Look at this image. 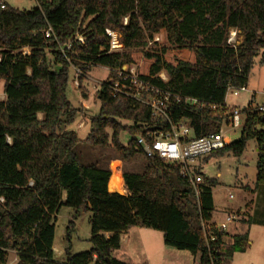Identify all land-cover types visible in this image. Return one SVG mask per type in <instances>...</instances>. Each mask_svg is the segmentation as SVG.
I'll list each match as a JSON object with an SVG mask.
<instances>
[{"label": "trees", "instance_id": "16d2710c", "mask_svg": "<svg viewBox=\"0 0 264 264\" xmlns=\"http://www.w3.org/2000/svg\"><path fill=\"white\" fill-rule=\"evenodd\" d=\"M2 1L0 81L6 101H0V264H7L11 251L18 264H127L113 253L133 227L161 232L166 247L190 252L198 264H228L235 253H244L247 233L232 237L226 247V233L212 224L216 241L209 243L201 227L212 219L218 183L206 180L199 186V203H193L194 191L179 168L147 157L138 137L147 138L153 129L168 132L171 123L182 122L197 138L221 131L232 117L226 106L229 88H247L264 51V0H38L31 11L2 10ZM49 28L53 36L47 38ZM107 29L121 36L122 52L109 53ZM232 30L243 39L239 45L230 42ZM156 35L177 49L173 58L166 56L168 48L145 51ZM79 36L85 43L63 54L61 47ZM24 49L29 53L24 55ZM133 49L140 51L136 62H144L143 78L182 99L171 107V122L155 121L148 107L110 95L109 81L130 63ZM72 66L83 72L78 82L84 98L82 85L91 68L110 69L86 142L112 147L123 162L143 156L142 173L124 171L122 177L120 162L113 163L112 175L108 168L83 163L77 134L65 130L80 112L66 97ZM161 73L167 82L158 77ZM188 99L197 103L188 104ZM259 108L251 101L240 110V140L210 155L241 157L254 140L257 187L264 186V113ZM123 133L131 137L127 146L121 143ZM113 175L123 187L125 182L128 195L109 191ZM62 206L73 209L75 219L90 213L92 247L78 254L68 249L60 262L53 248Z\"/></svg>", "mask_w": 264, "mask_h": 264}, {"label": "rangeland", "instance_id": "374dc122", "mask_svg": "<svg viewBox=\"0 0 264 264\" xmlns=\"http://www.w3.org/2000/svg\"><path fill=\"white\" fill-rule=\"evenodd\" d=\"M3 1L6 2L7 8L24 11H31L38 6V0ZM230 37L231 43L235 45H239L243 40L242 37L236 35L234 30L231 31ZM163 48L171 50L166 55L170 58H173V54L177 51V49L167 47L159 35H156L154 40L148 43L145 51L160 53ZM139 52L137 49L129 50L130 63L128 64H135L138 67V72L142 73L145 68L144 62L142 60L136 62ZM53 69L57 71L59 67ZM77 70L78 68L73 66L69 69L66 97L72 107L80 110V112L75 121L65 127V130L77 134L80 140L77 152L83 163H93L108 168L112 175L113 163L120 162L121 165L118 169L122 173V177L124 171L142 173L146 163L143 156L138 155L128 162H123L118 159V154L112 147H94L86 142L91 131V119L99 115L101 103L98 92L103 83L109 80L111 71L100 66L92 67L86 74V81L82 85L87 96L84 98L79 90ZM4 84V81H0L1 102L6 101ZM251 101H253L254 106L261 107L264 105V51H260L255 60L246 91H239L237 94L229 93L226 98V104L230 107L228 110L231 112L233 109L243 110ZM39 119H43L42 114L39 115ZM124 124L129 125V123ZM221 130L227 143H234L241 138L242 128H232L230 121L223 124ZM130 139L131 137L127 133H123L121 136L122 145L127 146ZM257 162V143L254 140L248 142L247 149L241 157L228 154L224 157L212 156L198 161L205 182L206 180H215L218 183L213 191L214 212L212 213V222L217 225L221 224L231 214H239L246 221L251 220V223H240L238 229L232 225L229 227L227 232L229 237L247 233L249 245L244 253H235L228 264H264V186H256ZM127 191L124 184L123 192L117 193L124 195L127 194ZM230 196L233 198L231 199ZM191 200L193 203L196 202L194 198ZM74 216V210L67 206H62L56 215L53 248L56 261H64L68 249L71 254H78L87 252L92 247L90 243V213L83 212L76 219ZM149 232L156 238L154 243L160 242V245L163 246V234L151 229ZM171 250H173L174 255L170 258L169 264H193L195 262L196 257L190 252L178 251L173 248ZM7 264H18L16 252L8 253Z\"/></svg>", "mask_w": 264, "mask_h": 264}, {"label": "built area", "instance_id": "2783aa9c", "mask_svg": "<svg viewBox=\"0 0 264 264\" xmlns=\"http://www.w3.org/2000/svg\"><path fill=\"white\" fill-rule=\"evenodd\" d=\"M1 9H7L6 2H1ZM127 22L128 19L126 18L125 24ZM106 34L111 39L109 53L122 52L124 46L121 42V36L109 29L106 30ZM45 35L47 38L53 36L52 29L49 28L45 32ZM84 43L85 39L79 36L76 38L75 43L61 47V51L63 54H66L73 50L74 45H82ZM28 53V49L23 50L24 55ZM114 72L115 77L109 81L110 95L113 98L122 97L130 99L136 104L148 107L153 120L164 123L171 122V107L173 104L181 103L182 99L180 97L163 91L161 88L145 80L142 73L138 72V67L135 64H126L120 70ZM77 74L80 76L83 72L78 69ZM158 77L164 82L168 81L165 73H161ZM76 84L78 85V82ZM246 89L229 88L228 94H237L239 91H246ZM186 102L191 105L197 103L192 99H188ZM259 110L264 113V105ZM229 121L232 128H243L244 118L241 116L240 110L233 109L232 117ZM228 144L222 130L219 133H210L197 138L194 135V131L184 122L176 125L171 123L170 131L168 132L153 129L149 131L147 138L138 137V145L147 157L154 158L157 156L166 164L179 168V174L183 179L187 180L193 189L197 204L199 203L200 196L199 186L205 184L198 161L210 157L213 152L225 148ZM230 198L232 199L233 197L230 196ZM0 201L3 202V199H0ZM239 219L238 215H228L223 223L214 224L215 229L219 233H227L229 227ZM211 225L205 222L201 223V227L209 243L216 241L215 236L209 229Z\"/></svg>", "mask_w": 264, "mask_h": 264}, {"label": "crops", "instance_id": "0c3cea01", "mask_svg": "<svg viewBox=\"0 0 264 264\" xmlns=\"http://www.w3.org/2000/svg\"><path fill=\"white\" fill-rule=\"evenodd\" d=\"M226 106L227 108H230L227 104ZM112 177L119 178L116 175H113ZM124 195H128V191L127 194ZM238 216L240 215L238 214ZM248 222H250V220L246 221L240 216V219L232 224V226H235V228L238 229L240 223L247 224ZM209 224L215 223H213L211 219ZM226 234L227 235L224 238V243L227 247L229 246V243L232 242V237H229L228 233ZM106 237H109V234H107ZM154 240H156V238L149 232V229L133 227L122 235L121 248L113 253V257L127 264H169L170 258H172L174 255V252H172L173 250H171L172 248L166 247L164 241L162 246L160 245V242L154 243ZM193 264H198L197 257Z\"/></svg>", "mask_w": 264, "mask_h": 264}, {"label": "bare ground", "instance_id": "6f19581e", "mask_svg": "<svg viewBox=\"0 0 264 264\" xmlns=\"http://www.w3.org/2000/svg\"><path fill=\"white\" fill-rule=\"evenodd\" d=\"M110 192H123V183L116 177H112L109 183Z\"/></svg>", "mask_w": 264, "mask_h": 264}, {"label": "water", "instance_id": "95a60500", "mask_svg": "<svg viewBox=\"0 0 264 264\" xmlns=\"http://www.w3.org/2000/svg\"><path fill=\"white\" fill-rule=\"evenodd\" d=\"M125 68V67H124Z\"/></svg>", "mask_w": 264, "mask_h": 264}]
</instances>
